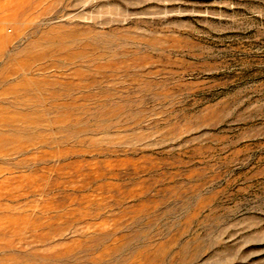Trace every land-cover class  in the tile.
I'll return each instance as SVG.
<instances>
[{
    "label": "rangeland",
    "instance_id": "374dc122",
    "mask_svg": "<svg viewBox=\"0 0 264 264\" xmlns=\"http://www.w3.org/2000/svg\"><path fill=\"white\" fill-rule=\"evenodd\" d=\"M0 264H264V0H0Z\"/></svg>",
    "mask_w": 264,
    "mask_h": 264
}]
</instances>
